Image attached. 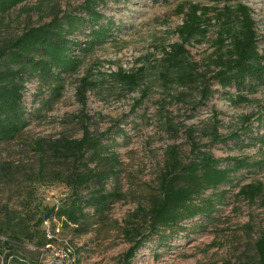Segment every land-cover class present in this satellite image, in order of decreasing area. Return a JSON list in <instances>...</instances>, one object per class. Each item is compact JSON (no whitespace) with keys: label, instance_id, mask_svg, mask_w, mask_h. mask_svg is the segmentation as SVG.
Returning <instances> with one entry per match:
<instances>
[{"label":"rangeland","instance_id":"1","mask_svg":"<svg viewBox=\"0 0 264 264\" xmlns=\"http://www.w3.org/2000/svg\"><path fill=\"white\" fill-rule=\"evenodd\" d=\"M89 1H24L0 14V45L56 15L87 17ZM92 1L101 21H112V37L90 51L77 47L74 54L81 63L61 81L34 76L26 82L28 125L13 139L0 140V240H6L1 231L8 224L34 231L46 207L68 202L70 180L87 164L113 170L103 184L106 205L100 211L87 208L81 224L46 221L39 229L53 242L39 246L42 233H33L35 241L23 237L19 254L48 264H124L135 244L127 230L150 231L146 212L159 194L172 149L188 162L197 147L215 157L245 158L252 166L238 170L231 184L206 191L205 196L218 200L211 217L187 220L186 230L165 242L152 237L131 264H256V241L264 235V87L241 92L248 100H231L238 92L216 84L211 57L221 46V13L239 2L249 9L264 52V0ZM193 6L200 9L206 34L185 43L189 64L170 65L166 51L182 43L178 28ZM75 38L84 47L86 34ZM86 131L105 145L99 158L90 162L88 153L78 163L55 151L58 142L80 139ZM246 183L262 184L254 198L237 194ZM101 186L92 181L80 195L88 198ZM7 254L5 249L0 264L13 263Z\"/></svg>","mask_w":264,"mask_h":264},{"label":"trees","instance_id":"2","mask_svg":"<svg viewBox=\"0 0 264 264\" xmlns=\"http://www.w3.org/2000/svg\"><path fill=\"white\" fill-rule=\"evenodd\" d=\"M24 1L27 0H0V14ZM199 10L197 6H193L178 28L182 43H174L166 51L170 65L181 67L189 64L186 62L185 43L200 34H206L204 21L197 13ZM85 12L87 17L75 13L56 15L51 21L27 28L22 34L0 45V140L13 139L28 125L24 105L26 82L34 76L44 81H61L65 74L76 72L81 63L79 56L74 54L77 47L90 51L107 43L112 37L113 23L110 20L107 23L101 21L103 15L96 10V1L90 0L85 6ZM233 15L238 19L237 24L233 21ZM221 16L225 18L220 32L221 46L211 57L216 67L213 80L223 89L233 88L238 92L229 97L231 100H248L241 92L255 93L258 88L264 87V52H260L249 9L243 3L239 2L235 8L228 6ZM81 33L87 36L84 47H80L81 41L75 38ZM228 39L230 42L225 45ZM123 77L129 82H136V77L131 75L123 74ZM220 139L216 137V140ZM54 148L57 153L71 155L79 163L88 153L90 162L95 157L99 158L105 145L102 141L93 139L86 131L82 138L64 139L55 144ZM194 148L195 155L188 162H183L178 152L172 149L167 169L161 177L159 194L146 212L150 231L145 235L139 228L127 230V234L134 236L130 240L135 244L126 254L124 264H131L137 251L150 242L152 237H156L154 240L158 243L165 242L171 234L186 230L184 223L187 220L201 215L211 217L218 200L205 196L206 191L231 184L238 170L252 166L245 158H220ZM112 158L116 160L117 156ZM85 167L86 171L74 174L70 180L73 197L61 206L46 207L37 220L34 231L28 225L20 223L8 224L2 229L1 234H5L7 238L0 240V263L4 250L8 249L6 256H12L11 262L14 264H48L19 254L24 245L23 237L34 242L36 237L33 233L39 232L42 236L38 245L50 244L53 238L47 237L46 232L39 229L41 224L57 218L64 225H77L87 216V208L94 206L95 210H102L109 198V194L102 191L103 184L108 172L113 170H96L89 168L87 164ZM92 181L102 185L100 190L88 198L81 196L79 190ZM261 188L260 183H246L239 188L237 194L254 198ZM256 250V264H264V235L256 241Z\"/></svg>","mask_w":264,"mask_h":264}]
</instances>
